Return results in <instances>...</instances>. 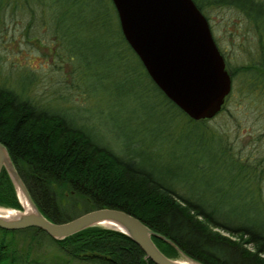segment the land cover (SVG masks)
<instances>
[{
	"label": "trees",
	"instance_id": "16d2710c",
	"mask_svg": "<svg viewBox=\"0 0 264 264\" xmlns=\"http://www.w3.org/2000/svg\"><path fill=\"white\" fill-rule=\"evenodd\" d=\"M193 1L203 13L206 6L229 5L248 19L255 49L249 63L239 67L264 92V0ZM9 6L24 8L39 20L50 36L49 49L60 62L71 65L75 84L87 93L90 103L93 86L89 81L93 80L107 94H133L140 114L146 113L145 100L154 101L157 116L135 120V134L152 131V143H167L176 116L196 124L187 126L196 135L192 142L197 147L187 151L184 165L172 167L166 161L160 169L182 186L188 182L204 186L194 194L143 166L134 156L124 157L98 144L83 126L64 116V109L73 106L52 109L47 105L52 98H33L30 92L37 76L31 70L17 69L26 76L22 86H5L9 74H0L6 78L0 81V142L40 212L62 222L80 212L114 207L134 214L169 238L171 243L152 235L167 256H175L179 249L207 264H264V154H242L226 135L206 126L210 118L194 120L165 96L125 40L111 0H0V10ZM78 107L85 109L86 105ZM149 108L153 114L154 107ZM0 206L22 209L4 168L0 170ZM45 236L61 253L55 261H47L36 249ZM74 261L155 264L128 235L113 228L90 225L53 238L35 226L0 227V264Z\"/></svg>",
	"mask_w": 264,
	"mask_h": 264
},
{
	"label": "rangeland",
	"instance_id": "374dc122",
	"mask_svg": "<svg viewBox=\"0 0 264 264\" xmlns=\"http://www.w3.org/2000/svg\"><path fill=\"white\" fill-rule=\"evenodd\" d=\"M203 11L216 45L223 52L227 67L233 72L232 89L223 109L206 120L205 124L209 129L226 135L242 154L255 156L264 154V92L253 85L251 79L249 81L247 78L249 74L243 73L239 67L248 64L254 54L255 38L250 31L249 21L239 10L229 5L206 6ZM38 21L32 19L24 8L9 6L0 10V74H9L8 82L4 85L22 86L26 76L23 71L16 72L17 69L31 70L37 76L30 92L31 96L40 100L52 98L47 104L52 109L63 105L73 106L74 109H64V116L71 122L83 126L98 144L121 156H134L143 166L152 167L154 172L168 177L170 182L179 188H187V191L194 194L203 190L204 186L198 183L188 182L187 186H182L180 180L160 170L166 161L172 167L182 164L184 158L188 156L187 151L191 152L197 147L192 142L196 135L187 128L196 124L188 123L183 115L176 116L172 122L174 133L167 143L160 140L158 144L152 143L150 141L152 131L144 135L135 134L136 131L133 130L137 124L135 120L157 116L154 101L145 100L146 113L140 114L139 103L133 94L127 97L121 94H107L97 89L100 87L93 80L89 81L93 87L88 86L89 89L93 88L90 103L87 93L75 84L71 65L60 62L58 56L54 55V50L49 49L50 36ZM112 72L118 77L116 70ZM3 80L6 78L0 77V81ZM85 86L87 87L86 84ZM84 104L85 109H79L78 106ZM149 107H154L155 113L151 114L152 109ZM183 124H186L184 129ZM185 132L188 133L187 138H183ZM15 190L18 196L16 187ZM95 225L108 227L99 222ZM211 229L232 239L238 238V235H230L218 227L211 226ZM41 240L36 249L46 260L48 259L47 261H55L57 256L60 257V251L46 236ZM246 246L250 248L252 245ZM184 255L186 254L178 249V253L171 257L179 259L185 258ZM73 263L88 264L76 261Z\"/></svg>",
	"mask_w": 264,
	"mask_h": 264
},
{
	"label": "water",
	"instance_id": "95a60500",
	"mask_svg": "<svg viewBox=\"0 0 264 264\" xmlns=\"http://www.w3.org/2000/svg\"><path fill=\"white\" fill-rule=\"evenodd\" d=\"M111 1L125 40L165 96L194 120L215 116L230 90L231 79L209 22L195 2ZM2 168L7 171L14 186L20 187L34 211L18 210L21 214L16 218L0 215L1 228L35 226L53 238H63L100 221H112L121 226L118 230L128 235L145 257L155 264H207L186 255L185 262L167 256L156 246L152 235L171 243L170 239L122 209L99 207L62 222L53 221L34 204L5 146L0 142V170Z\"/></svg>",
	"mask_w": 264,
	"mask_h": 264
},
{
	"label": "bare ground",
	"instance_id": "6f19581e",
	"mask_svg": "<svg viewBox=\"0 0 264 264\" xmlns=\"http://www.w3.org/2000/svg\"><path fill=\"white\" fill-rule=\"evenodd\" d=\"M16 189H17V192H18V196H19L20 202L23 205L24 212H33L34 209H33L32 205L26 199V197L24 196L22 190L20 189V187L18 185L16 186ZM20 214H21V212L18 211V210L0 206V215L5 217V218H16ZM99 223H101L102 225L108 226V227L116 228V229H121L122 228L121 226H119L118 224H116L115 222H112V221H100ZM184 259L185 258H179L178 260L181 261V262L187 261V260H184Z\"/></svg>",
	"mask_w": 264,
	"mask_h": 264
},
{
	"label": "flooded vegetation",
	"instance_id": "af4514ba",
	"mask_svg": "<svg viewBox=\"0 0 264 264\" xmlns=\"http://www.w3.org/2000/svg\"><path fill=\"white\" fill-rule=\"evenodd\" d=\"M216 42V41H215ZM218 47V46H217ZM218 49H219V47H218ZM219 52L222 54V56H223V59H224V63H225V67H226V69L228 70V72H229V74H230V78H231V86H232V80H233V78H232V76H231V71H230V69L227 67V64H226V60H225V57H224V55H223V52L219 49ZM230 91H231V88H230ZM229 94V93H228Z\"/></svg>",
	"mask_w": 264,
	"mask_h": 264
}]
</instances>
